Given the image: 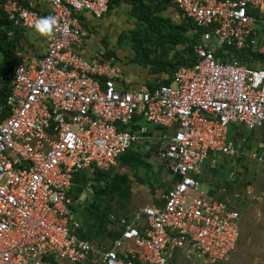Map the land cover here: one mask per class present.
<instances>
[{
  "label": "built area",
  "instance_id": "2783aa9c",
  "mask_svg": "<svg viewBox=\"0 0 264 264\" xmlns=\"http://www.w3.org/2000/svg\"><path fill=\"white\" fill-rule=\"evenodd\" d=\"M170 1L198 27L208 28L196 47L197 61L181 66L169 84L127 91L118 89L124 78L118 64L78 53L84 36L79 16L103 19L110 0H50L47 14L13 0L3 5L22 28L46 40L47 53L42 59L23 55L4 77L10 92L0 104L7 112L0 122V264H50L44 260L48 255L89 260L92 246L70 231L76 224L68 194L73 175L114 168L138 141L125 129L137 116L173 129L157 157L180 181L163 208L142 211L146 230L135 219L120 220L122 238L99 264H170L169 250L184 248L189 260L217 264L237 249L240 213L209 200L192 174L210 152L235 153L226 142L230 124L264 127V69L233 55L217 56L223 46L264 55L253 14L264 10V0ZM49 15L56 18L53 29L37 30V21ZM126 241L134 247L121 255L117 249Z\"/></svg>",
  "mask_w": 264,
  "mask_h": 264
},
{
  "label": "crops",
  "instance_id": "0c3cea01",
  "mask_svg": "<svg viewBox=\"0 0 264 264\" xmlns=\"http://www.w3.org/2000/svg\"><path fill=\"white\" fill-rule=\"evenodd\" d=\"M22 1L39 13L50 11V0ZM132 9L129 4L120 3L109 9L101 20L89 13L81 14L84 36L78 53L87 60H108L118 64L124 77L118 83L119 90L148 87L149 82L169 84L173 76L169 71L155 74L150 65L144 67L130 62L134 55L130 49L131 40L126 39L128 46H120L121 37L138 29ZM253 14L258 19L255 36L260 48L264 43V10ZM164 15L175 23L181 22L182 15L175 6L169 5ZM16 39L22 45L18 54L21 58L28 55L42 59L47 53L46 40L35 32L24 30ZM110 52H116L121 61L108 59ZM228 52L226 49L225 54ZM249 67L264 69V62ZM142 128L147 131L141 132ZM125 129L137 135L138 141L118 158L117 165L109 171L84 169L75 173L68 192L73 200L70 208L72 222L77 224H72L70 231L92 246L89 260L76 263L48 255L44 258L48 263L92 264L94 261L99 264L103 254L115 249L116 242L122 238L124 226L120 220L135 219L136 226L141 231L146 230L149 224L142 211L163 208L166 196L180 181V177L157 157L158 150L173 135V129L154 126L140 116ZM226 142L235 150L233 155L210 152L192 174L199 189L207 192L209 200L222 202L241 215L237 249L227 262L217 264H264V127L250 130L243 124L232 123L227 129ZM133 247V241H126L117 251L123 255ZM169 263L200 264L186 258L185 248L169 250Z\"/></svg>",
  "mask_w": 264,
  "mask_h": 264
},
{
  "label": "trees",
  "instance_id": "16d2710c",
  "mask_svg": "<svg viewBox=\"0 0 264 264\" xmlns=\"http://www.w3.org/2000/svg\"><path fill=\"white\" fill-rule=\"evenodd\" d=\"M7 1L0 0V104L10 92L9 87L4 83V77L21 61L18 54L22 45L16 37L25 30L21 27L17 15H8L4 11L3 5ZM13 1L20 6L30 8L22 0ZM123 2L132 6V15L137 19L138 26L137 30L130 33L132 36L130 39L126 34L119 40L121 47L126 39L131 40L130 49L134 52L130 59L131 63L144 67L150 65L151 72L155 74L169 71L173 75L169 82L173 80L181 66H192L196 63V47L208 28L198 27L179 9L182 15L180 23H175L170 17L165 16L164 12L168 6H174L170 0H110L109 9H114ZM226 49L229 51L228 55L225 54ZM232 55L251 67L258 62H264L263 55L249 49L239 51L223 46L217 53V56L222 58H231ZM250 55L253 58L250 59ZM110 58L121 61L117 58L116 52L108 53V59ZM165 83L164 81L149 82L147 85L154 90ZM6 115V111H0V122Z\"/></svg>",
  "mask_w": 264,
  "mask_h": 264
},
{
  "label": "clouds",
  "instance_id": "9594fccd",
  "mask_svg": "<svg viewBox=\"0 0 264 264\" xmlns=\"http://www.w3.org/2000/svg\"><path fill=\"white\" fill-rule=\"evenodd\" d=\"M55 25H56V18L54 16L49 15V16L40 18L37 21L35 27L37 28V30L43 33H48L53 29Z\"/></svg>",
  "mask_w": 264,
  "mask_h": 264
},
{
  "label": "rangeland",
  "instance_id": "374dc122",
  "mask_svg": "<svg viewBox=\"0 0 264 264\" xmlns=\"http://www.w3.org/2000/svg\"><path fill=\"white\" fill-rule=\"evenodd\" d=\"M132 36L130 35V34H128V38L130 39ZM124 45L125 46H128V43H126L125 41H124ZM124 47V46H123ZM122 80H124V79H122Z\"/></svg>",
  "mask_w": 264,
  "mask_h": 264
}]
</instances>
